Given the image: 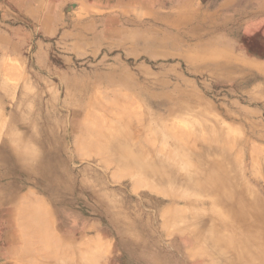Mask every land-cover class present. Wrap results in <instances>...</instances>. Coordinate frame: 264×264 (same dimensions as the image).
Wrapping results in <instances>:
<instances>
[{
  "label": "rangeland",
  "instance_id": "374dc122",
  "mask_svg": "<svg viewBox=\"0 0 264 264\" xmlns=\"http://www.w3.org/2000/svg\"><path fill=\"white\" fill-rule=\"evenodd\" d=\"M219 1L0 0V264L27 196L77 256L60 264H241L187 229L210 203L179 198L221 164L264 222L257 3Z\"/></svg>",
  "mask_w": 264,
  "mask_h": 264
},
{
  "label": "bare ground",
  "instance_id": "6f19581e",
  "mask_svg": "<svg viewBox=\"0 0 264 264\" xmlns=\"http://www.w3.org/2000/svg\"><path fill=\"white\" fill-rule=\"evenodd\" d=\"M214 165L202 179L196 172L185 173L183 187L194 192L179 198L191 200L193 196L206 199L213 215L206 216L200 226L190 223L187 229L193 232L200 245L205 237L212 235L218 243L217 251L231 252L241 264H264V222L261 216L254 212L252 203L242 193L234 191L228 175L225 174L224 178L218 175L225 169L223 165ZM195 177L200 183L195 182ZM19 209L18 225L24 247L20 253L23 260L19 257L16 264H60L66 257L75 259L74 251H69L52 230L51 218L40 200L27 196Z\"/></svg>",
  "mask_w": 264,
  "mask_h": 264
},
{
  "label": "crops",
  "instance_id": "0c3cea01",
  "mask_svg": "<svg viewBox=\"0 0 264 264\" xmlns=\"http://www.w3.org/2000/svg\"><path fill=\"white\" fill-rule=\"evenodd\" d=\"M239 1L240 0H220L218 3L219 10H225L228 8H232ZM252 1H255L257 5L253 4L252 12L250 14L248 13L246 17L250 18V20H248L249 23L253 25L257 24L256 26L260 27L261 34L263 35V44H264V0H251V2ZM243 24L244 22L240 23L236 27L238 28L239 26H242ZM234 32L235 31H228V32L224 31V32H221V34L223 35V37H225V39H228V40L230 39V42H232V44L234 45L240 44L241 37L240 36L237 37L234 35H239V33H242V32H240L239 29L235 32L237 34H235Z\"/></svg>",
  "mask_w": 264,
  "mask_h": 264
}]
</instances>
